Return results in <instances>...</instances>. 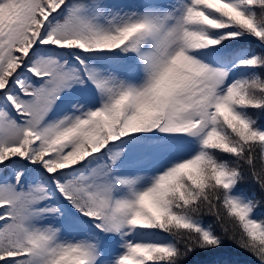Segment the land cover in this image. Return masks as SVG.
<instances>
[{
    "label": "snow or ice",
    "instance_id": "6c2138e0",
    "mask_svg": "<svg viewBox=\"0 0 264 264\" xmlns=\"http://www.w3.org/2000/svg\"><path fill=\"white\" fill-rule=\"evenodd\" d=\"M264 264V0H0V264Z\"/></svg>",
    "mask_w": 264,
    "mask_h": 264
},
{
    "label": "trees",
    "instance_id": "16d2710c",
    "mask_svg": "<svg viewBox=\"0 0 264 264\" xmlns=\"http://www.w3.org/2000/svg\"><path fill=\"white\" fill-rule=\"evenodd\" d=\"M232 255L231 258L237 261L238 264H245L246 261H250L252 258L247 255V253L241 252L236 249H230Z\"/></svg>",
    "mask_w": 264,
    "mask_h": 264
}]
</instances>
